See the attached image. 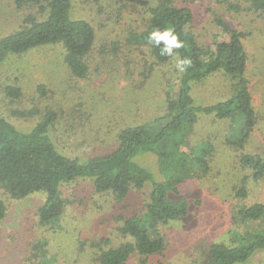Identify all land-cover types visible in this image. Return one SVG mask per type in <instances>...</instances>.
<instances>
[{
    "label": "rangeland",
    "instance_id": "obj_1",
    "mask_svg": "<svg viewBox=\"0 0 264 264\" xmlns=\"http://www.w3.org/2000/svg\"><path fill=\"white\" fill-rule=\"evenodd\" d=\"M139 1L74 0L73 14L88 18L97 30L95 45L87 56V75L79 78L69 71L60 44L12 55L0 64V114L26 130L38 122L45 109L58 110L61 123L52 131L54 139L63 152L79 156L108 152L116 145L121 128L163 114L166 90L177 93L178 72L173 59L155 63L146 47L126 44L129 29L146 27L150 22L151 16L140 12ZM175 2L193 11L188 28L201 45H208L219 31L215 16L244 33L245 76L257 121L244 147L237 148L226 142L232 133L230 120L199 117L179 150L193 159L201 142L208 141L212 146L208 167L193 164L188 174L173 173L178 190L190 203L188 214L178 221L158 224L163 250L147 257L133 254L125 264H202L211 243L233 244L264 230V219L248 221L240 214L244 205L264 204V176L255 179L252 170L240 161L243 153L264 158V13L250 9L248 0ZM231 3L240 10L229 8ZM27 14L45 17L36 5L18 8L13 0H0V37L18 29ZM9 85L19 88L17 99L6 93ZM231 85L230 78L217 73L197 83L194 96L201 102L224 100L231 93ZM39 86H44L46 93L42 94ZM16 111L30 114L20 116ZM136 160L156 180L164 178L156 154L143 153ZM244 180L247 194L238 197L235 191ZM146 192L143 187L131 191L127 215L143 213ZM62 196L66 207L61 227L48 231L38 220L43 193L15 199L0 185V198L7 204L0 227V264H100L92 241L102 236L111 237L113 245L123 241L117 235L113 220L117 207L110 194L96 193L90 181L77 180L63 187ZM36 239L47 241L42 256L32 247ZM235 264H264V249Z\"/></svg>",
    "mask_w": 264,
    "mask_h": 264
},
{
    "label": "trees",
    "instance_id": "obj_2",
    "mask_svg": "<svg viewBox=\"0 0 264 264\" xmlns=\"http://www.w3.org/2000/svg\"><path fill=\"white\" fill-rule=\"evenodd\" d=\"M13 2L18 8L36 5L45 17L38 19L27 14L18 29L0 37V64L12 55L60 44L69 71L76 77H85L89 69L87 56L95 45L97 30L88 18L73 14L74 0ZM248 2L250 9L264 13V0ZM229 8L240 10V6L232 3ZM139 10L151 16L150 22L146 27L137 25L129 29L125 39L127 45L146 47L155 63H166L173 58L161 55L159 48L147 41V36L153 28H172L184 42V47L178 50L180 58L191 60L190 66L176 77L177 93L166 90L163 114L121 128L112 150L88 156L69 155L57 145L52 131L57 123H61L58 110L45 109L38 122L26 130L0 114V185L15 199L38 192L44 194L38 207L40 226L48 231L61 227L60 220L66 207L63 187L77 180H88L96 193L112 196L117 207L113 220L117 224V235L123 241L113 245V239L108 236L92 241V246L97 247L96 261L100 264H125L133 254L147 257L160 252L165 246L158 224L178 221L188 214L190 203L178 190L179 182L173 173L188 174L193 164L208 167L212 153L208 141L201 142L202 147L193 159L179 150L187 143L186 137L201 115L230 120L232 133L226 142L237 148L244 147L257 121L245 76L247 54L241 40L243 32L233 28L223 17L215 16L219 31L212 35L208 45H201L188 28L194 18L191 8L178 5L175 0H140ZM114 50L117 51V46ZM217 73L232 80L228 98L215 102L198 101L194 86ZM38 89L42 94L46 93L44 86ZM6 93L13 99L20 96L19 88L12 85L7 86ZM16 113L20 116L30 114ZM147 152L157 155L163 179L156 180L154 174L136 160L138 155ZM240 161L252 170L255 179L264 176L262 156L243 153ZM244 182L235 191L238 197L247 194ZM142 187L147 190L143 213L127 215L131 191ZM6 214L7 204L0 198V227ZM240 214L248 221L264 219V204L244 205ZM46 246L45 239H36L32 245L41 256L45 254ZM262 249L264 230L247 238L241 237L233 244L211 243L209 256L202 264L244 263Z\"/></svg>",
    "mask_w": 264,
    "mask_h": 264
},
{
    "label": "clouds",
    "instance_id": "obj_3",
    "mask_svg": "<svg viewBox=\"0 0 264 264\" xmlns=\"http://www.w3.org/2000/svg\"><path fill=\"white\" fill-rule=\"evenodd\" d=\"M147 41L159 48L160 54L173 58L174 66L178 73H183L190 66L191 60L180 58L178 50L184 47V42L179 39L172 28H153L147 36Z\"/></svg>",
    "mask_w": 264,
    "mask_h": 264
}]
</instances>
